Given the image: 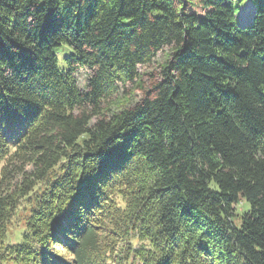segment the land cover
<instances>
[{"label":"trees","instance_id":"16d2710c","mask_svg":"<svg viewBox=\"0 0 264 264\" xmlns=\"http://www.w3.org/2000/svg\"><path fill=\"white\" fill-rule=\"evenodd\" d=\"M246 1L0 0V264H264Z\"/></svg>","mask_w":264,"mask_h":264},{"label":"rangeland","instance_id":"374dc122","mask_svg":"<svg viewBox=\"0 0 264 264\" xmlns=\"http://www.w3.org/2000/svg\"><path fill=\"white\" fill-rule=\"evenodd\" d=\"M249 1L247 0L241 7V10L240 12L246 8L248 5H249ZM252 7V6H251ZM240 20H241V17H240ZM165 59V54L163 52H159L156 56V59L154 61V63H152L150 66H139V70L142 72V71H153V70H156V67H158L159 63L164 61ZM87 69H79L76 73V77L79 81L80 84H83L85 82V78H86V75H87ZM143 79L145 81H148V78L146 75L143 76ZM131 86L130 84H127V87ZM131 88V87H130ZM134 94H136L135 98H139L141 96V91H134Z\"/></svg>","mask_w":264,"mask_h":264},{"label":"bare ground","instance_id":"6f19581e","mask_svg":"<svg viewBox=\"0 0 264 264\" xmlns=\"http://www.w3.org/2000/svg\"><path fill=\"white\" fill-rule=\"evenodd\" d=\"M252 12V7L249 4L246 8H244L240 13L241 21H245L246 19L249 18L250 14Z\"/></svg>","mask_w":264,"mask_h":264}]
</instances>
